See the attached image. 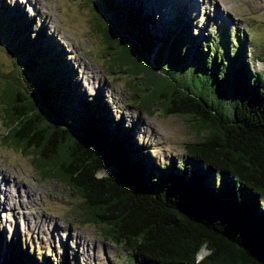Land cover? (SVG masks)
<instances>
[{
  "label": "trees",
  "instance_id": "obj_1",
  "mask_svg": "<svg viewBox=\"0 0 264 264\" xmlns=\"http://www.w3.org/2000/svg\"><path fill=\"white\" fill-rule=\"evenodd\" d=\"M100 1L107 17L128 30V38L117 33L105 41L109 50L120 47L122 73L144 88L140 108L186 116L196 131H205L204 138L186 145L187 156L178 164L170 159L156 175L158 166L136 143L133 128L112 118L105 101L86 102L78 95L60 49L48 51L41 32L32 41L19 10L9 16L0 6L5 34L50 65L41 76L32 63L39 74L32 83L16 75L4 78L5 138L34 153L44 177L77 191L83 221L106 226V237L131 249L126 264H264V74L250 68L244 38L216 25L201 38L184 32L186 24L177 16V27L161 40L150 29L154 20L143 0ZM159 54L195 62L204 74L199 76L211 77L203 83L209 96L160 74ZM0 264L45 263L0 234Z\"/></svg>",
  "mask_w": 264,
  "mask_h": 264
},
{
  "label": "rangeland",
  "instance_id": "obj_2",
  "mask_svg": "<svg viewBox=\"0 0 264 264\" xmlns=\"http://www.w3.org/2000/svg\"><path fill=\"white\" fill-rule=\"evenodd\" d=\"M100 3V0H0L1 8L9 16L13 10H19L21 18L27 19V37L36 41V32H41L50 43L49 47L40 39L48 51L60 49L74 74L70 82L73 90L78 89V95L84 94L86 102L94 98L105 101L112 118L133 128L136 143L149 151L158 166L155 173L158 175L170 159L178 164L180 158L187 156L185 146L201 141L206 133L196 131L193 121L186 116L165 115L158 107L152 113L140 108L145 99L144 88L134 87L130 75L122 73L120 47L109 50V42L105 41L107 35L115 37L117 33L128 38V30L122 23L111 21ZM143 3L148 17L154 20L150 29L155 37L163 40L168 28H176L177 16L181 18L180 24H186L184 32L201 38L213 32L215 25L224 26L229 32L233 30L238 39L244 38L240 42L248 48L250 68L264 74V0H143ZM0 25L8 28L2 22ZM1 26L0 90L6 76L13 79L16 75L25 79L22 82L32 83L38 72L47 75L44 71L50 65L27 54ZM155 60L160 74L189 87L198 96L206 93L209 96L203 83H210L211 77L199 76L204 74L195 62L178 63L160 54ZM32 63L37 65L38 72L31 69ZM2 113L0 106V234L5 241H19L24 250L45 264L46 260L51 264L128 263L131 249L106 237V226L83 221L85 209L77 191L62 180L44 177L37 168L35 154L21 151L5 138ZM78 113V109L68 111L69 117ZM81 120L82 116L77 122ZM205 254L203 251L201 255Z\"/></svg>",
  "mask_w": 264,
  "mask_h": 264
},
{
  "label": "bare ground",
  "instance_id": "obj_3",
  "mask_svg": "<svg viewBox=\"0 0 264 264\" xmlns=\"http://www.w3.org/2000/svg\"><path fill=\"white\" fill-rule=\"evenodd\" d=\"M178 2H180V1H178ZM182 2V1H181ZM186 3V2H185ZM2 175H3V180H5L6 181V179H7V177L6 176H4V173L2 172L1 173Z\"/></svg>",
  "mask_w": 264,
  "mask_h": 264
},
{
  "label": "clouds",
  "instance_id": "obj_4",
  "mask_svg": "<svg viewBox=\"0 0 264 264\" xmlns=\"http://www.w3.org/2000/svg\"><path fill=\"white\" fill-rule=\"evenodd\" d=\"M209 255H211V250H209Z\"/></svg>",
  "mask_w": 264,
  "mask_h": 264
}]
</instances>
